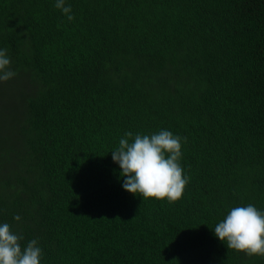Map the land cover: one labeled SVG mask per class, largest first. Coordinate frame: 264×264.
<instances>
[{"label":"trees","instance_id":"trees-1","mask_svg":"<svg viewBox=\"0 0 264 264\" xmlns=\"http://www.w3.org/2000/svg\"><path fill=\"white\" fill-rule=\"evenodd\" d=\"M55 3L0 0V224L40 264H264L214 233L264 212V0ZM161 130L181 137L175 203L127 192L111 154Z\"/></svg>","mask_w":264,"mask_h":264},{"label":"clouds","instance_id":"clouds-1","mask_svg":"<svg viewBox=\"0 0 264 264\" xmlns=\"http://www.w3.org/2000/svg\"><path fill=\"white\" fill-rule=\"evenodd\" d=\"M55 7L68 21L75 17L65 0H56ZM10 58L6 49H0V82H6L16 73L10 70ZM131 140V142H130ZM112 158L122 170L123 188L140 194L145 200L155 199L168 203L179 201L188 183L179 163L182 155L181 137L168 130L149 135L125 133ZM19 221L20 216L14 217ZM215 236L228 249L249 257L264 256V212L254 205L232 208L226 217L216 224ZM23 236L14 233L8 223L0 224V264H40L41 248L33 239L22 248Z\"/></svg>","mask_w":264,"mask_h":264}]
</instances>
